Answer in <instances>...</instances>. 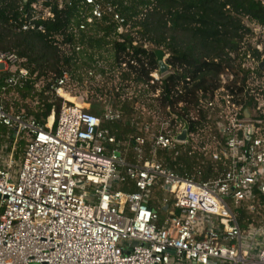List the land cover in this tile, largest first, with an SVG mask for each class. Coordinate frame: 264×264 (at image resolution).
Segmentation results:
<instances>
[{
	"label": "built area",
	"instance_id": "1",
	"mask_svg": "<svg viewBox=\"0 0 264 264\" xmlns=\"http://www.w3.org/2000/svg\"><path fill=\"white\" fill-rule=\"evenodd\" d=\"M84 1L80 30L106 14L121 30L111 6ZM53 18L34 15L22 28L44 32L41 22ZM244 52L253 72L258 62ZM168 73L153 72L150 85ZM28 77L18 55L0 49L1 91ZM235 80L224 73L219 87L200 93V135L170 109V117L150 110L148 121L127 120L112 106L98 115L67 102L50 125L51 115L10 114L0 100V126L15 133L0 141V264H264V118L229 92ZM69 82L65 72L55 93ZM112 123L131 131L118 139ZM165 154L189 158L192 172L171 169Z\"/></svg>",
	"mask_w": 264,
	"mask_h": 264
},
{
	"label": "trees",
	"instance_id": "2",
	"mask_svg": "<svg viewBox=\"0 0 264 264\" xmlns=\"http://www.w3.org/2000/svg\"><path fill=\"white\" fill-rule=\"evenodd\" d=\"M96 1L111 6L120 15L123 32L112 14L80 30L84 14L90 10L84 0H0V49L16 53L20 66L29 72L22 87L5 94L0 88L5 106L9 107L13 97L16 114L23 112L45 121L51 114L54 87L63 74L69 73L70 86L77 84L84 90L86 70L98 69L99 60L108 53L112 66L121 70V83L107 92L109 96L114 92L119 101L122 92L132 85H146L148 88L140 90L135 100L141 105L149 103L152 112L162 110L164 117H170V109L180 122L188 123L194 135L202 134L206 124L198 108L200 93L219 87L220 75L228 72L236 77L229 92L244 95L241 103L245 110L259 109L258 115L264 118V96L256 95L264 88L263 0ZM36 2L41 8H33ZM46 12L54 18L41 22L44 32L23 30L29 18ZM254 37H260L259 43L251 42ZM246 48L258 62L253 72L245 62ZM157 70L169 73L160 84L152 86L151 74ZM158 90L159 97L153 98ZM102 93V88L94 89L91 99L97 100ZM27 99L38 104H25ZM57 107L59 111L61 105ZM119 109L129 116L135 112L128 99ZM88 111L98 115L103 112L96 105ZM109 127L118 139L131 131L121 130L116 123ZM24 145L22 139L20 151ZM165 156L171 169L192 172L194 164L189 158L182 156L175 162Z\"/></svg>",
	"mask_w": 264,
	"mask_h": 264
},
{
	"label": "rangeland",
	"instance_id": "3",
	"mask_svg": "<svg viewBox=\"0 0 264 264\" xmlns=\"http://www.w3.org/2000/svg\"><path fill=\"white\" fill-rule=\"evenodd\" d=\"M101 5L106 7V5L104 4H101ZM120 32H123L122 27H121ZM259 41H260V37H254L251 39V42L253 44L259 43ZM163 55H164V52L160 51V56H163ZM112 65H113V60L110 59L109 54L106 53L104 54V59L99 60L98 69L93 68V69L86 70L83 76L85 78L84 80L85 89L84 90H82L80 86H78L77 84H75L74 86H70L68 84V86L64 90L65 91L64 93L68 95V101L64 97L59 96L57 93H55V95H53V98L51 99V103L53 104V106H52L50 118L52 117L54 113L56 114L58 113V107H57L58 104H60L62 107L65 103L72 102V103H76L79 107L83 106V108L86 110H91V108L94 107L95 105L97 106V108L103 111L108 106H112L113 108L120 110L119 108L124 102V100L128 99L129 102L133 105L135 112L131 116L125 115L126 119L128 120L129 118L135 117L140 114L146 121H148L152 115L150 108H149V103H147L146 105H143V104L141 105V103L135 100V97L138 96L139 88L141 86L132 85L129 89L122 92L121 99L119 100L120 103L114 92L112 93L111 96L107 94L108 91H110L112 88L118 87V85L121 83V76H120L121 70L117 69L115 66H112ZM90 70H92L93 75H90L88 73L90 72ZM258 82L262 83V81L260 80ZM96 88H102L103 93L98 94L97 100H93L91 99V96L93 94L94 89ZM13 100L14 99L12 97V100L9 102V105H8L9 107L5 106L6 103L3 102L4 107L6 108V110H8L10 114H16L15 113L16 108H15ZM24 103L33 104V105L38 104L36 101H34V103L31 102L30 99H27ZM21 115L27 116L23 112L21 113ZM27 117L36 119L33 116L32 117L27 116ZM119 126L121 130L127 129L125 125L119 124ZM0 136H1L0 141L3 144H9L11 141L15 139L14 131L8 130L7 128L3 126H0Z\"/></svg>",
	"mask_w": 264,
	"mask_h": 264
},
{
	"label": "bare ground",
	"instance_id": "4",
	"mask_svg": "<svg viewBox=\"0 0 264 264\" xmlns=\"http://www.w3.org/2000/svg\"><path fill=\"white\" fill-rule=\"evenodd\" d=\"M62 96L68 101V95H67V94L62 93ZM73 99H74V98H73ZM75 104H76V103H75ZM80 108H83V106L80 107ZM53 122H54V118L51 117V118L49 119V124L51 125Z\"/></svg>",
	"mask_w": 264,
	"mask_h": 264
},
{
	"label": "water",
	"instance_id": "5",
	"mask_svg": "<svg viewBox=\"0 0 264 264\" xmlns=\"http://www.w3.org/2000/svg\"><path fill=\"white\" fill-rule=\"evenodd\" d=\"M264 66V64H262V66L261 67H263ZM164 69V68H163ZM185 138V134L183 135V136H181V139H184Z\"/></svg>",
	"mask_w": 264,
	"mask_h": 264
}]
</instances>
